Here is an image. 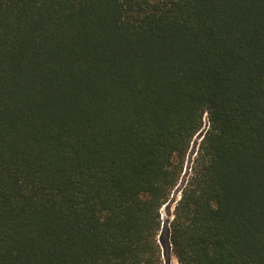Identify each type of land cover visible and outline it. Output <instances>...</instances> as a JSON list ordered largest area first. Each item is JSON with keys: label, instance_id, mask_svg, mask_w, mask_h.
Listing matches in <instances>:
<instances>
[{"label": "trees", "instance_id": "1", "mask_svg": "<svg viewBox=\"0 0 264 264\" xmlns=\"http://www.w3.org/2000/svg\"><path fill=\"white\" fill-rule=\"evenodd\" d=\"M169 253L264 264V0H0V264Z\"/></svg>", "mask_w": 264, "mask_h": 264}, {"label": "rangeland", "instance_id": "2", "mask_svg": "<svg viewBox=\"0 0 264 264\" xmlns=\"http://www.w3.org/2000/svg\"><path fill=\"white\" fill-rule=\"evenodd\" d=\"M205 125L207 126V122H206V119H205ZM206 126H205V128H206ZM199 141V139L198 138H195L194 140H193V142L191 143V146H190V149H189V153H188V155H187V157H186V160H185V169H184V171L186 172V174L189 172V166H190V164H191V160H192V157L194 156V152H195V150H196V143ZM179 193L177 192V190H175V192L173 193V197H171V199H170V201L167 203V205L166 206H163L162 208H161V218L163 219V221H165L166 219H168V217H169V213H168V207H170L171 206V200H172V198H174L175 196H177ZM171 210H172V208H171ZM167 263L166 264H177L176 263V260H175V258L173 257V256H171V254L169 253V257H168V259H167V261H166Z\"/></svg>", "mask_w": 264, "mask_h": 264}]
</instances>
